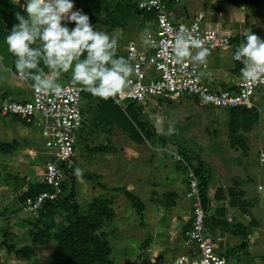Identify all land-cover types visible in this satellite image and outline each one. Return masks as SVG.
Returning a JSON list of instances; mask_svg holds the SVG:
<instances>
[{"label": "rangeland", "instance_id": "374dc122", "mask_svg": "<svg viewBox=\"0 0 264 264\" xmlns=\"http://www.w3.org/2000/svg\"><path fill=\"white\" fill-rule=\"evenodd\" d=\"M13 1L20 5L24 4L23 0ZM216 1L179 0V5L173 7V11L177 12L185 7L190 17L195 13H205L211 25L219 23L221 27L231 32V37L234 34H246L252 26L264 25V0H242L239 4L227 3L226 11L218 14L212 8ZM73 3V10H82L81 6H77L74 1ZM205 4L207 7H204ZM217 15H220V20L216 22L213 19ZM107 33L118 38V46L121 45L122 49L126 42L138 44V41H144L145 35L142 30H137L133 34V32L125 33L116 28ZM225 49L217 47L211 53L219 57L222 66L224 64L231 66L230 46H225ZM214 56L210 59L213 60ZM0 59L2 62L1 55ZM206 61L208 62V59ZM1 62L0 100L6 97L3 94L6 89L10 97L13 94H19L20 98L28 99L32 83L12 76L11 71H8L9 65L4 62L1 64ZM201 70L203 71L202 68ZM44 74L49 79L57 80L52 72ZM58 83L71 84V81L62 74L58 78ZM159 101L155 97L153 101L145 103L143 117L154 126L155 133H160L167 138L164 145L148 140L142 143L135 142L119 127H110V129L107 126L97 127L96 125V128L95 122L91 123L90 120L89 128L86 130L88 134L85 133L84 136L89 141L88 143L85 140L79 142L73 166L77 182L75 185L77 193L74 197L80 212L83 214L91 210L96 212L98 207L94 204V198L101 196L103 200L106 199V206L112 208L113 215L109 220L104 221L103 230L107 233V238L112 245V255L117 264H148V258L152 253L182 252L184 244L187 243L186 237L181 238L180 235H183L184 226L192 216L185 183L180 171L175 168V160L178 156L175 141L183 139L187 147H194V152L195 149H200V159L210 165L213 175L222 174L223 178L238 175L243 178L246 177L244 176L246 169L251 171L247 172L250 176L251 188L245 183L247 187L245 197L251 204L249 212L242 216L237 213L235 221L248 224L252 216L257 224L250 227L247 235L248 246L244 252L246 255L238 251V255H234V258L243 264H264V166H260L256 159L257 150L264 148V139L259 136V133L264 130V93H260L257 98L256 104L260 118L258 125L251 132L252 136H249L251 142L245 156L237 149L238 146L232 147L231 140L227 137L228 131L220 127L217 128L219 133L207 140L208 133L205 131V125L209 123L208 117L204 114L205 110L192 100L181 97L174 99L168 105ZM120 106L124 108L126 104L121 102ZM220 109L214 110L213 115L219 117L222 123L225 115L219 113ZM170 125L171 133L168 131ZM223 127L227 129L226 125ZM195 131L201 138L204 137L203 143L193 138ZM0 140L18 141L14 154L0 155V209L3 211L0 215V264H50L49 254L52 249L50 244L35 243L31 258L16 256L13 249L7 251L10 244L18 248L31 243L27 229L32 221L28 222V218L36 211H29L22 203L14 199L25 191L28 185L26 183L37 181L41 177L43 139L35 125L13 123L10 118L0 116ZM98 146H105V148L99 149ZM75 169H80L81 173H87L90 179L81 177V173L77 175ZM217 181V178L213 181L215 185ZM16 185L19 188L17 187L18 190L13 192ZM123 189L142 202V216L126 198ZM170 191L177 194L173 204L167 206L166 203L167 207L157 205L156 200L163 199V194ZM60 218L64 221L63 217ZM229 218L233 219V216L231 217L230 214L227 216L228 220ZM222 238L221 247L226 250L230 245H238L240 239L229 234Z\"/></svg>", "mask_w": 264, "mask_h": 264}, {"label": "trees", "instance_id": "16d2710c", "mask_svg": "<svg viewBox=\"0 0 264 264\" xmlns=\"http://www.w3.org/2000/svg\"><path fill=\"white\" fill-rule=\"evenodd\" d=\"M73 1L77 6L82 7L81 11L89 16L90 23L94 25L96 30L106 33L114 28L125 31V33L133 32L134 34L137 30L145 32L151 28L149 24L154 17L152 13L138 9L136 5L137 0ZM164 1L167 3L168 8L171 9L179 5V0L176 2L173 0ZM241 1L242 0H217L212 8L216 14L224 13L226 11L227 3L239 4ZM204 7H207V4H205ZM18 11L22 12L19 3H16L13 0H0V55L3 59L2 63L4 62L6 65H9L8 67L15 72H17L14 63L15 57L8 52L7 46L4 43V37L8 34L13 24L18 23L14 15V13ZM181 18L184 20H189V18H191L185 7H183V10L181 9L173 15V19L175 20ZM219 18L220 15H217L213 20L217 22L220 20ZM72 26L73 25H69V27ZM249 31L252 34L257 35L259 38L264 39V25L252 26ZM244 40L245 34H234L230 37L227 47L230 46L232 57L235 49L244 43ZM38 43L39 41H37V44ZM211 52L212 51L210 50L209 53L211 54ZM117 55L126 58L124 49L121 48V45L117 48ZM40 67L43 68L44 73L51 72L42 63ZM242 67L243 65L241 62L235 61L232 58V65L230 66L229 71L233 77L241 78L240 69ZM63 75L68 77L71 81L70 72L63 73ZM221 87L224 89L236 88L233 82L221 85ZM6 94L4 93V95ZM80 94L84 122L81 134L77 140V146L79 142L83 140L88 143L89 140L84 136L85 133L88 134L86 130L89 128L88 124L90 123V120L91 123L95 122V127L96 125L97 127L99 125L107 126L109 128L119 127L135 142L142 143L145 140H148L160 143L161 145L166 143L167 138L160 133H155L154 126L143 117L145 103L147 104L149 101H146L144 104H138L129 100L123 101L126 106L122 108L120 104L114 102L113 97L115 95L108 99H101L83 91L82 88ZM180 97H186L187 99L192 100L197 106H200L205 110L204 114L208 117L209 122L205 125V131L208 133V140H210L211 136H216L219 133L217 130L218 127L225 129L223 126L226 125V130L228 131L227 137L231 140L233 148L240 144L242 145L241 132L248 130L251 125L257 122L260 118L257 105L251 107L240 105L220 109L202 102L194 96L184 94ZM157 99H159L164 105H168L174 101V99ZM5 100L24 102L27 98H11ZM5 100H2L0 104ZM253 104H255V102ZM216 109H220L221 112L219 113L225 115L222 118L224 122L221 123L220 118L213 115L214 110ZM0 116L10 118L13 123L18 122L22 125H33V123H28L26 119L20 115L8 113L5 115L0 114ZM218 120L220 121L218 122ZM223 123L225 124L223 125ZM94 126L92 125V127ZM194 135L197 136L198 132L195 131ZM17 142L18 141L15 140L10 142L0 140V155L7 156L14 154L17 149ZM175 142L177 154L180 156L179 160H175V168H177L182 175L183 182L186 186V192L189 189L188 173L191 172L193 174L196 181L197 193L205 212L204 222L207 229L216 235H221L222 232L227 231L232 233L237 239L240 238L238 245H231L228 250H225V254L228 257L234 258V255H238V251H241V254L246 255L244 252L248 246L247 235L249 234L250 227L255 225L257 221L251 218L248 221V224H241L232 219L229 221L223 214L225 212V207H235L241 213L245 214L247 213L248 207L251 205L248 199L244 196L243 191L239 188L238 181L232 180L231 183L223 182L217 187L212 188L210 185L213 178L212 169L200 159L198 154L195 153L190 146L187 147L185 142H183V139H178ZM97 148L104 149L105 146H98ZM73 166L74 163L70 167L62 165L63 179L61 183V193L55 199L43 202L37 210H35V214L33 213L29 215L28 222L30 220L32 222L27 231L31 243L18 248H16L14 244H10L7 251L13 249L16 252V256L31 258L35 243L41 245L50 244L52 247L49 254L50 264H117L116 259L112 255V245L107 238V233L103 230L104 221L109 220L113 215L112 208L106 206V199L103 200V197L98 196L93 200L95 206L98 207L96 212L92 210L86 214L80 212L74 197L77 193L75 189L77 182ZM81 174V177L88 180L90 179V176L87 175V173ZM22 184L24 183L22 182ZM26 184L28 185L25 191L17 195L14 199V201H19L22 205H24L26 197L35 196L42 191L52 190L50 186L44 184L40 180L33 182L29 181V183ZM17 187V185L14 186L13 192L18 190L19 187ZM123 193L132 206L140 212L139 215L142 216V202L126 189H123ZM163 195V199L156 200L158 203L157 205H162L163 207H167L170 204L172 205L177 196L174 191L166 192ZM222 201H226V205H223L221 203ZM166 203L167 206L165 205ZM213 204L218 205L219 209L218 215L215 213V217L209 215ZM1 214H3L2 209H0V215ZM60 217H63L64 221ZM190 222L191 219L184 226L182 232L183 235L181 236H184V232L190 226ZM167 252L168 251H164L160 253L165 255Z\"/></svg>", "mask_w": 264, "mask_h": 264}, {"label": "built area", "instance_id": "2783aa9c", "mask_svg": "<svg viewBox=\"0 0 264 264\" xmlns=\"http://www.w3.org/2000/svg\"><path fill=\"white\" fill-rule=\"evenodd\" d=\"M136 5L138 9L154 15L144 39L146 34L150 35L156 41V46L126 43L124 53L133 66V72L127 78L126 87L113 97L115 103L129 100L144 104L155 97L176 99L186 94L218 108L240 105L251 107L254 106V97L264 93V82L245 81L242 78L235 83L234 89L215 86L203 79L197 62L187 58L176 60L172 44L181 27L188 29L194 38L200 39L209 51L228 45L231 32L219 23L211 25L205 13H195L189 20H175L173 8H168L164 0H137ZM196 51L192 49L193 54ZM61 87L59 94L38 93L31 87L30 97L24 102L5 100L0 104L1 115L10 113L23 116L28 123L37 127L43 139L42 173L38 180L52 190L25 198L24 207L32 212L46 200L55 199L61 193L62 165H73L77 140L83 128L81 87L72 84H63ZM176 159L179 160L180 156ZM257 161L260 166H264V149L259 150ZM188 176L186 196L190 198L192 216L184 236L190 246L186 251L172 256L152 253L148 264H243L236 258L228 257L221 247L222 237L207 229L196 181L191 172Z\"/></svg>", "mask_w": 264, "mask_h": 264}, {"label": "clouds", "instance_id": "9594fccd", "mask_svg": "<svg viewBox=\"0 0 264 264\" xmlns=\"http://www.w3.org/2000/svg\"><path fill=\"white\" fill-rule=\"evenodd\" d=\"M73 8V0H25L22 12L14 13L18 23L4 37L8 52L15 57L17 73L31 81L38 93L59 94L62 87L58 78L70 71L71 83L94 97L108 99L119 94L133 66L128 58L117 55L115 35L96 30L87 14ZM144 43L156 46L147 34ZM192 49L197 50L195 54ZM172 50L177 61L190 58L200 64L210 54L203 42L184 27L176 35ZM232 58L243 65L242 80L264 82V39L247 31L244 43L235 49ZM41 63L57 80L44 74ZM168 131L172 132L171 125ZM75 173L79 175L81 170L75 169Z\"/></svg>", "mask_w": 264, "mask_h": 264}, {"label": "crops", "instance_id": "0c3cea01", "mask_svg": "<svg viewBox=\"0 0 264 264\" xmlns=\"http://www.w3.org/2000/svg\"><path fill=\"white\" fill-rule=\"evenodd\" d=\"M139 43H138V45H141L142 43H144V41H142V42H140V41H138ZM224 49H225V47H223ZM226 50V49H225ZM220 51H221V49H220ZM219 51V52H220ZM214 54L215 53H211V54H209L208 55V57H207V59H208V62L206 61L205 63H203V64H199L198 62V64H199V68H200V70H201V68L203 69V71L201 70V72H202V74H203V79H204V77H205V81H207V82H209V83H211V84H213V85H217L218 87H221V85H224V84H229L230 82L232 83L233 82V84L235 85V83L240 79L239 77H233L232 75H231V73H230V71H229V68H230V65L229 64H227L226 66H225V64L222 66L221 65V63H220V60H219V57L217 56H214ZM212 56H214L213 57V60L212 59H210V57H212ZM0 62H1V59H0ZM223 63V62H222ZM1 64H2V62H1ZM222 66V67H221ZM221 67V68H220ZM6 71V70H5ZM8 71H11V75L12 76H14V77H16V78H22V77H19V76H17V74H16V72L15 71H12L11 69L10 70H8ZM7 72V71H6ZM233 77V78H232ZM11 82V81H10ZM9 87H10V83H9V85H8ZM6 94L7 93V89H6V91L5 92H3V94ZM259 94L260 93H258L255 97H254V102L256 103L257 102V98L259 97ZM30 96V95H29ZM21 99L20 98V96H19V94H13V96L12 97H10V94L8 95V93L6 94V97L3 99V100H5V99ZM27 98V97H26ZM178 98H181V97H178ZM178 98H176V99H178ZM2 100H0V102H1ZM259 121H257V122H255L254 124H252L251 125V127L248 129V130H246V131H242L241 132V136H242V145L240 144L238 147H237V149L238 150H240L242 153V155H244L245 156V153H247V151H248V148H249V142H251V137H249V136H252L251 135V132H253L254 131V129L256 128V126L258 125L257 123H258ZM224 131H227V130H225V129H223ZM225 133H227V132H225ZM259 136H262V138L264 139V130H262V133H259ZM193 138H195L197 141H199V143L201 142V143H203L204 141V137L203 138H201L199 135H197V136H195L194 135V137ZM208 138V137H207ZM208 140V139H207ZM191 147V149H193L194 150V147H192V146H190ZM209 147H211V146H209ZM202 149V148H201ZM218 149H220V147H218ZM260 149H264V148H260ZM260 149H258L257 150V152H256V159H257V156H258V152H259V150ZM196 151H198L199 153H198V156L200 157L201 156V153H200V149L199 150H197V149H195ZM195 151V152H196ZM202 160V159H201ZM203 161V160H202ZM226 162H227V160H226ZM237 162H239V161H237ZM206 163V162H205ZM257 163H258V161H257ZM209 167H210V165L208 164V163H206ZM211 168V167H210ZM212 169V168H211ZM247 172L248 173H250L251 171H248V169H246V171H245V174L246 175H244V176H246V177H243V178H240V177H238V175H234L233 177L231 176V177H229V176H227L226 178H223V177H221V175L220 174H216V175H213V178H212V180H211V187L213 188H215V187H217L220 183H231L232 182V180H237L238 181V186H239V188L243 191V193H244V196H245V193H247V191H246V189H247V187H246V184L245 183H247V185L249 186V184H250V181H249V178H250V176H248L247 175ZM212 173H213V169H212ZM240 174H242V173H240ZM41 175V174H40ZM218 179V181H217V184L215 185L214 183L215 182H213V181H215V179ZM221 178H222V180H221ZM249 182V183H248ZM249 188H251L250 186H249ZM247 201V200H246ZM223 205H226V201H222L221 202ZM218 211H219V209H218V205H215V204H213L212 205V208H211V211H210V214L209 215H211V216H216L215 215V213L218 215ZM249 212V207H248V210H247V213ZM239 214L240 216H242L243 215V213H241L237 208H235V207H225V212L223 213L224 214V217L225 218H227V216H229L230 214H231V217L233 216V221H235V218L237 219V217H236V214ZM248 216V215H247ZM250 218H252V216H250ZM255 220V219H254ZM256 221V220H255ZM235 222H238V223H241V221H235ZM241 224H243V223H241ZM256 224H257V222H256ZM222 228V227H221ZM222 229H224V228H222ZM217 231V230H216ZM215 231V232H216ZM218 234H219V232H218ZM227 234H229V235H232V233H230V232H227V231H225V232H222V237H224V236H226ZM220 235V234H219ZM181 236V235H180ZM183 236H181V238H182ZM223 239V238H222ZM190 245H187V244H184V248L182 249V252H184V251H186L187 249H188V247H189ZM231 246V245H230ZM230 246H228L227 247V249H229V247ZM225 250H226V248H225ZM159 253V252H158ZM169 253V254H168ZM181 253V252H180ZM165 255H167V256H172V255H175L174 254V252L173 253H170V252H167V254L165 253ZM235 257V256H234ZM240 262V261H239ZM241 263V262H240Z\"/></svg>", "mask_w": 264, "mask_h": 264}, {"label": "water", "instance_id": "95a60500", "mask_svg": "<svg viewBox=\"0 0 264 264\" xmlns=\"http://www.w3.org/2000/svg\"><path fill=\"white\" fill-rule=\"evenodd\" d=\"M23 2L25 3V0H23Z\"/></svg>", "mask_w": 264, "mask_h": 264}]
</instances>
